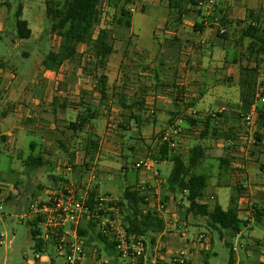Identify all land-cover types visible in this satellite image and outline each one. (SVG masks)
<instances>
[{"label":"crops","instance_id":"crops-1","mask_svg":"<svg viewBox=\"0 0 264 264\" xmlns=\"http://www.w3.org/2000/svg\"><path fill=\"white\" fill-rule=\"evenodd\" d=\"M13 1L15 0L4 3L10 4L5 6L11 11L10 14L5 11V8L0 7V23L14 14ZM215 1L218 12L225 14L230 23L226 30L235 27L238 21L249 24L247 20L251 17L261 18L259 23L264 27V16L261 15V13L264 14V0ZM169 4L170 0H137L135 3L130 0L126 8L132 15L131 28L126 31V35L119 38L122 43V55L119 56V60L113 59L114 55L117 57L115 49L103 70L96 69L93 61L88 63L85 46L79 48V53L83 55L80 62L67 61L58 72L43 69L42 62L45 58L41 59L30 82L21 80L18 70L11 68L8 61H3L8 65L3 64L2 66L0 63V124L3 126L0 125V154L10 152L15 148L16 142L31 135L32 126L27 125L34 124L33 127L36 129L35 132L40 142H32L30 148L33 154L39 148L38 156L44 158L47 167L31 171L46 173L50 181L47 186L45 183H38L34 188V194L40 200L47 201L52 193L57 192L74 193L77 196H88L93 192L96 197L103 196L108 192L101 191L102 182L110 185L121 175H127L128 172L133 171L135 184L130 185L126 182L128 185L122 193L128 187H149L152 193L159 190L160 200H158L161 202L160 190L170 175L169 169L164 170L163 167L171 162H157L156 169L160 173V179L164 182L159 186L151 174L135 171L134 163L129 166L124 159L123 148L126 144H122V140L128 142L131 138H125L126 136L122 134H132L138 136L134 138L135 141L141 140L140 144L132 145V153L136 151L147 153L150 146L154 151L158 148L159 137L162 134L177 127L181 135L178 148L174 150L185 160L188 159L194 147L201 146L205 150V159L196 169L197 174L208 178L205 198L201 200V203L213 207L219 204L216 190L220 188L230 190L231 201L232 199L235 201L240 218L251 224L246 232L251 233L254 231L255 222L253 208H264L261 205L255 206L249 199V195L254 194L264 198V162L262 163L261 160L264 157V151H260L257 156L251 152L250 155L255 159L251 160L246 155L247 157L241 161L237 158L241 157L239 153L243 154L244 149L237 148L236 153L229 154L233 149L227 148L226 142L221 137L229 132L236 142L241 137L239 130L241 120L247 114L241 102L240 89L241 68L247 65L240 63V55H236L237 50H234L239 47L241 38L239 42H234V48L230 49L228 44L230 45L232 40L229 35L220 36L213 15L189 7L180 16L177 11L170 10ZM132 5L138 8V12L130 9ZM151 10L160 22L158 31L164 29L169 35H173V38L166 41L168 45L161 46L155 33L152 45L142 48L138 46L139 37L134 32L133 20L137 13L149 18L152 14L149 13ZM251 22L258 24L256 19ZM30 29L32 31V28ZM2 33H4V25L0 24V34ZM171 41H176V45L171 46L169 44ZM132 42H134L133 45ZM183 44L191 45L190 51L194 47V53L196 49L200 52L197 56L199 58L197 63L193 62L188 69L186 64H181L180 50ZM160 47H163L160 57L157 58L156 55L154 57L153 52L158 53ZM83 48L84 51L80 52ZM132 53L136 56L142 55L141 61H136ZM191 66L194 68L191 69ZM171 70L177 75V77L174 75L172 81L166 74ZM101 74L107 77L105 97H102L97 90L98 77ZM263 88L258 83V89L263 91ZM119 95H122V99L118 97ZM260 97L258 94L249 112V114L254 113L255 122L259 125L255 136L257 141L260 139L258 142H262L264 137V128L259 121V109L264 111V104L260 103ZM123 98L127 103L144 98L145 109L142 111L135 108L124 109L121 106ZM192 112L197 115L194 116ZM215 112H221V114L218 113L220 117L212 120L208 135L201 137L208 119L213 117ZM89 113L94 115V119L85 127L83 133L75 134L68 129L70 123L76 122L79 117ZM132 113L141 118V124L136 121L130 122L126 118ZM11 116L14 118L11 119ZM190 120H193L194 124L190 123ZM213 131H218L219 134L214 135ZM183 132L186 135L183 134L182 138ZM249 133L251 135V131ZM89 141L97 142V150H90ZM80 144L82 145L81 151L75 150ZM46 149L47 151L43 153ZM51 150L55 151V155L58 156L57 161L51 157L53 152ZM63 151L65 154L61 157L60 154ZM114 157H122L124 164L110 161ZM139 158L137 157L138 160ZM222 160L227 164L223 165ZM61 164L65 167L61 168ZM67 168H72L74 173L69 172ZM95 171L100 172V175L96 176V180H92L91 176ZM52 175L53 177H50ZM244 177L246 178L245 185L242 184V187L234 185L236 180L243 182ZM243 189L246 194L242 193ZM18 193L21 194L22 191L18 190ZM113 194L117 197L118 193L114 191ZM109 197L117 199L110 192ZM149 197L148 208L156 209L151 211L157 213L158 200L151 195ZM169 200L171 208L165 213H158L165 221L166 228L176 225L178 219L187 220L188 224L185 223L187 226L191 224L190 220L193 216L187 211L189 203L183 197L173 195ZM175 203L179 205L178 208L175 207ZM198 218L200 217H193V219ZM201 224L197 221L193 227ZM196 228L189 229L190 236L203 234L201 229L199 231V228ZM246 232L244 230L235 239L243 237ZM156 241L159 246L162 245L164 252L158 264H173L172 254L180 247V242L168 236L164 239L158 236ZM202 248L205 251L199 249V252H203L204 255L211 246L207 242ZM233 249L236 256L237 249L235 246ZM204 258L203 256V260ZM193 260L195 263L199 259ZM85 264H93L91 257L86 260ZM146 264L152 263L147 262Z\"/></svg>","mask_w":264,"mask_h":264},{"label":"trees","instance_id":"trees-1","mask_svg":"<svg viewBox=\"0 0 264 264\" xmlns=\"http://www.w3.org/2000/svg\"><path fill=\"white\" fill-rule=\"evenodd\" d=\"M17 1H19V4L14 12L17 38L21 41L29 40L32 37V31L29 28V23L22 19L24 11L22 0ZM197 2L198 0H170L169 8L172 11H177L182 16L187 8H196ZM129 4L130 0H46V16L49 21L48 31L51 35L58 37L61 42L57 51H51L45 57L42 68L47 71L58 72L67 61L80 62L82 55L79 53V48L85 46L87 48L88 63L93 61L96 69L103 70L115 50L113 42L114 35L117 34L116 30L128 31L131 28L132 15L130 10L126 8ZM9 5L2 4L0 7ZM108 9L113 11V14L108 13ZM219 14L222 16L221 25L226 29L230 24L227 16L223 13ZM254 19L258 21V24L251 22ZM260 19L259 17H251L247 20L249 24L241 34L243 39L250 41L247 53L249 62L254 60L255 64L254 68L248 66L241 68V102L244 105L246 115L249 114L251 107L255 104L257 95L264 96V90L261 91L262 93L258 91L260 65L264 62V27L259 23ZM224 35L226 33L220 34V36ZM169 44L174 46L176 41H171ZM1 65L3 66V64ZM106 87L107 77L101 74L98 77L97 90L102 97L106 95ZM118 97L122 99V95ZM121 106L124 109L132 110L135 108L142 111L145 109V99L141 98L127 103L123 98ZM219 117L220 114H216L215 117L208 119L201 137L208 135L212 120ZM126 118L130 122L142 123L141 118L133 113ZM92 119H94V115L91 113L81 116L76 122L70 123L68 129L75 134H81ZM259 121L264 128V111L262 109H259ZM190 123L194 124V121L190 120ZM213 134L218 135L219 132L213 131ZM163 136L164 134L159 137V146L153 151L151 158L159 163L171 162L173 164L172 171L164 184L168 193L173 196H182L189 203L188 214L195 218L205 219L208 227L219 234L221 241L225 240L226 235L232 239L250 228V222L240 218L233 199L231 207L227 210H224L219 204L211 207L201 203V200L205 198L208 178L197 174L196 169L205 159L204 148L201 146L194 147L191 149L188 159L185 160L182 155L170 147L168 142L163 141ZM221 137L225 139L227 148H231L235 140L229 132ZM89 143L90 150H97V142L89 141ZM221 162L223 165L227 164L224 160ZM25 165L29 170H40L47 167V162L42 156L31 155ZM50 177H53V175ZM89 198L88 206L93 208L97 197L92 192ZM147 198L148 196L138 191L137 188L128 187L123 191L119 200L111 202L109 206L119 210L120 217L123 220V228L129 238L133 240L150 238V243L155 244L157 236L164 233L166 223L157 213L148 208ZM11 199H9V202ZM253 218L257 225L264 226V208L254 207ZM40 223L41 219L36 218L29 223V226L35 251L42 252L45 248L49 249V244L43 243L39 238L41 235ZM77 231L78 236L87 247L98 248L107 257L114 258L113 262H117L116 244L111 240L109 234L103 233L100 218L97 216L89 218L85 224L78 227ZM51 243H54V241ZM225 245L230 249L229 264H236L232 244L226 242Z\"/></svg>","mask_w":264,"mask_h":264},{"label":"rangeland","instance_id":"rangeland-1","mask_svg":"<svg viewBox=\"0 0 264 264\" xmlns=\"http://www.w3.org/2000/svg\"><path fill=\"white\" fill-rule=\"evenodd\" d=\"M134 3L137 2V0H133ZM10 2V0H0V5ZM245 2V1H244ZM249 2V1H248ZM253 2V1H250ZM14 10L17 9L19 1L15 0L12 2ZM22 5L24 7L23 11V17L22 19L27 21L30 25V28H32L33 35L29 40L21 41L17 38V27H16V18L14 17V14L11 15L6 20L1 21L0 24L4 25V33L0 34V63L5 64L3 61H8L9 66L15 70H18L19 77L23 81L30 82L32 74L37 66L38 63H40L41 59L45 58L49 52L51 51H57L60 46V39L56 36H53L49 33V21L46 16V0H22ZM5 11H7L8 14H10V10H8L6 7ZM132 5L130 6V9L135 10L138 12V8ZM1 9V8H0ZM108 13L113 14V11H110L108 9ZM105 12V11H104ZM112 12V13H111ZM152 13V10L149 12ZM148 13V14H149ZM261 15L264 16V14L261 13ZM10 16V15H9ZM157 17V16H156ZM134 24V32L139 37L138 40V46L142 48H148L150 45H152L153 42V36L154 34L157 37V40L161 42V46H165V44L168 45L167 40H170L173 38V35H169L164 29L158 31L160 27V22L155 18V14H151L149 18L146 16L144 17L141 13H137L134 16L133 20ZM248 26L247 22H240L238 21V24L235 27H230L228 30H226V35H229L231 44L228 46L230 49L234 48V42H239V47L234 50L236 55H240V63H245L249 68H254V60L252 62H249V56L247 53V47L249 45V40H245L241 37L242 31L244 28ZM218 31H220L222 28H220V25H217ZM174 29V28H173ZM172 30V29H169ZM162 34H161V33ZM116 35H114V46L116 51V56L114 55L113 59L117 60L119 56L122 55V43L119 41V38L121 36L126 35V31L124 30H116ZM136 42V39H135ZM134 42H132V45ZM168 47V46H167ZM191 45H185L181 47V64H186L187 69L188 66L191 64L197 63L199 58L200 52L195 48H192V51H190ZM163 48V47H162ZM162 48L160 47V51L157 54L153 52V56L156 55V57H160ZM83 49H80V52H83ZM23 54H25L23 56ZM81 56V55H80ZM83 56V55H82ZM130 56V55H129ZM133 58L140 62L141 56H136L134 53H132ZM155 57V56H154ZM194 57V58H193ZM239 58V59H240ZM82 59V58H81ZM119 60V59H118ZM264 60V57H263ZM81 61V60H80ZM8 65V64H5ZM253 66V67H252ZM194 68L191 66V69ZM174 71H168L166 74L169 78V80H173L174 77L177 75L173 73ZM175 75V76H174ZM258 83L261 88H263L264 84V62L260 65L259 70V78ZM264 89V88H263ZM262 90H259L260 93ZM220 113L221 112H215ZM11 119L14 118V116L10 117ZM240 123V132L241 137L234 142V146L231 147L233 150L230 151L229 154H234L237 151V148H243L244 152L243 154L239 153L241 157L237 158L241 161L245 159V157L249 156L252 160V158L255 159V157L251 154L253 152L255 156L260 153V151H264V137L262 139V142H258L255 139L256 133L258 132L259 125L255 124L253 126H248L246 123L245 118L241 120ZM2 126V124H0ZM30 128L31 135L23 137L19 142H16L15 148L11 150L10 152H3L0 154V181L3 183V187L7 190L11 188H15L16 190H21L22 193L18 196H13L11 201L6 204L4 210L2 211V216H0V264H34L35 263V245L34 241L32 239V232L31 228L29 226V223L32 222L31 217H29V212L31 210L32 205H35L37 200H40V198H37L35 196L34 188L38 185V183L44 184L47 186L50 184L49 179H47V174L43 172H32L26 167V162L28 161V158L31 155L38 156L40 154L39 148L35 152V154L32 153V150L30 148V144L32 142H40L39 138L37 137V133L35 132L36 129L34 124L27 125ZM3 127V126H2ZM251 131V135H249ZM36 133V135H33ZM124 133V132H123ZM186 135V133H182ZM123 136H126L125 138L130 137L131 143L128 140L125 141L122 140V144L124 145L123 152H124V159L129 163V166L133 163H136L138 161L137 157H140V159H146L151 158V155L154 151L152 147L150 146V149L147 151V153H139V151L133 152L131 150L132 145L135 143H139V139L135 141L134 138H138V136H134L132 134H122ZM264 136V133H263ZM124 138V137H123ZM152 140V139H150ZM225 141V139H223ZM133 141V142H132ZM142 144V143H141ZM64 145H68V143H64ZM193 145V144H192ZM258 145V146H257ZM82 145H78L75 150L81 151ZM146 145H144L145 147ZM47 151L44 150L43 153ZM53 150H51L52 152ZM77 152V151H76ZM51 157L53 159H58L55 155V151L51 153ZM65 152L63 151L62 154H60L61 157ZM247 155V156H246ZM105 157V156H104ZM108 158V157H106ZM137 159V160H135ZM262 163L264 162V157H262ZM57 161V160H56ZM110 161H117L119 164H124V160L121 157L113 158V160ZM64 163V161H63ZM61 168L65 167L63 164H61ZM68 166V165H67ZM66 166V167H67ZM169 169L168 173L170 174L173 168V164H168L167 166L163 167V169ZM130 170V169H129ZM72 173L73 169H72ZM261 173V172H260ZM46 174V177L44 176ZM95 176H99L100 172L95 171ZM244 175V174H243ZM169 176V175H168ZM243 182H237V180L234 182V185H240L242 187V184L246 183L245 177ZM128 184H135V173L133 171L128 172L127 175H121L114 183L110 185H106L104 182L101 183V191L108 192L107 194H104L101 197L104 198H110L112 200H119V198L122 195V190L126 187ZM229 182V181H228ZM245 185V184H244ZM155 190V189H154ZM116 191L117 197L114 193ZM161 202L165 203L169 208H171V201L169 200L171 195L168 193L167 188L163 186L161 188ZM109 192L113 197H116L117 199H113L112 197H109ZM231 191L226 188H220L216 190V195L218 197V203L220 206L227 210L231 206ZM242 193L246 194L244 192V189L242 190ZM90 197V194L87 196ZM181 198L182 196H177ZM90 199V198H89ZM249 199L255 206H263L264 207V198L262 199L261 195L256 196L254 194L253 196L249 195ZM183 200V199H182ZM262 201V202H261ZM175 207L178 208V204H174ZM154 208H150V210H153ZM156 210V209H154ZM153 210V211H154ZM177 210V209H176ZM242 217V216H241ZM121 221L122 218H120ZM191 224L189 223L188 228H199V231L202 230L203 234H206L205 240L203 244L207 243L210 244L211 248L207 249L205 251L202 246H200V251H203L202 253L199 252V250H192L191 253L195 257L194 259H199L197 262L194 263V260L192 261V264H229L230 259V249L226 247L225 243L229 242L230 244H233L235 248L237 249L236 253V259L237 264H264V226H259L254 222V231L250 233V231L245 230L246 234L244 233L243 237H240L238 239L232 238L230 239L227 235L225 236V240L221 241L219 238V234L215 231H212L209 227L207 222H205L202 218L193 219L191 217ZM199 221L202 223L201 225H197L193 227V225ZM178 223H187L186 221H183L182 219H178ZM85 224V223H83ZM82 225V223L80 224ZM42 230L43 228L39 226ZM196 228V229H197ZM201 229V230H200ZM248 233V234H247ZM200 235V234H199ZM197 235V236H199ZM190 236V234H189ZM191 237V236H190ZM193 237H196L194 235ZM148 245L151 248H154L157 243L151 244L150 238L145 239ZM207 248V247H206ZM91 252L98 254L100 259L102 260H109V264H124V260H120L117 262H113L105 255V253L100 252L98 248L89 247ZM48 254L52 258H56L58 255L53 248H49ZM94 255V254H93ZM203 256L205 257L203 260ZM152 256L148 252V263H151ZM58 264H62V260L57 261ZM113 262V263H112ZM94 264V261H93Z\"/></svg>","mask_w":264,"mask_h":264},{"label":"built area","instance_id":"built-area-1","mask_svg":"<svg viewBox=\"0 0 264 264\" xmlns=\"http://www.w3.org/2000/svg\"><path fill=\"white\" fill-rule=\"evenodd\" d=\"M196 9L205 11L209 15L214 16V23L222 28L220 34H225L226 29L221 25L222 16L217 10L215 0H198ZM260 103L264 104V97H260ZM194 116L197 114L192 112ZM217 114V113H216ZM213 113V117L216 116ZM247 125L255 124V115L250 113L245 117ZM180 129L172 128L163 136V141L168 142L173 149L178 148V140L180 138ZM157 161L153 158L140 159L133 164V169L138 172L149 173L161 186L164 182L160 179V173L156 169ZM69 172L72 168H67ZM92 180H96L95 174L91 176ZM138 191L148 196L147 202L150 205V197L159 199V190L152 193L149 187H138ZM18 190L14 187L7 190L3 187L0 181V216L9 199L13 196H18ZM160 200V199H159ZM158 200L157 214L165 213L168 210L166 204ZM89 198L87 195L77 196L74 193L57 192L52 193L47 201L37 200L35 205H32L29 212V217L33 221L36 218L41 219L40 239L43 243L49 244V248L55 249L57 257L54 259L49 254V249H43L42 252L35 251L34 264H58V260H62V264H85L86 260L91 257L94 264H109V260L100 259L98 254L91 252L84 241L78 236V227L82 222H86L89 218L97 216L101 219V229L103 233L109 234L111 240L116 244L115 254L117 261L124 260V264H146L148 260V252L151 254L152 264H158L162 254V245H157L151 248L145 239L133 240L129 238L123 228V222L119 214V210L109 206L113 202L110 198L97 197L93 208L88 206ZM162 218V217H161ZM189 228L185 223H176L173 227L166 228L164 233L159 235L162 239L175 238L180 243V247L172 254L173 264H192L195 258L191 253L192 250H199L203 246L206 234H200L196 237L189 236ZM158 237V236H157ZM54 243H51L53 242ZM94 254V255H93ZM111 261L114 258H109Z\"/></svg>","mask_w":264,"mask_h":264}]
</instances>
